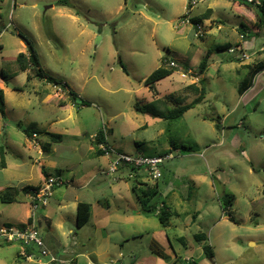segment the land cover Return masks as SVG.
<instances>
[{"label": "rangeland", "instance_id": "1", "mask_svg": "<svg viewBox=\"0 0 264 264\" xmlns=\"http://www.w3.org/2000/svg\"><path fill=\"white\" fill-rule=\"evenodd\" d=\"M56 2L0 0L3 158L27 162L24 169L30 183L39 179L38 168L48 160L44 159L47 154L39 157L23 146L28 152L22 160L5 144L6 138L22 143L25 136L16 124L25 127L28 121L30 128L44 126L40 128L65 136L54 150L57 170L65 178L74 170L66 165L67 160H76L69 148L74 144L70 134L77 131L78 140L87 143L103 130L109 146L134 156L163 155L172 143L173 158L160 165L161 193L170 183L177 189L184 182L190 187L191 199L196 197L199 203L207 186L194 188L188 174L196 172L211 179V172L216 189L233 196L231 210L236 223L221 220L210 234L211 239L221 234L223 243H216L213 250L216 258L210 262L203 252L199 257L198 252L191 253L195 264H264V70L247 91L241 96L237 93L248 72L240 63L253 64L264 46V25L257 27L256 8L238 0H196L191 8L190 0H69L72 7H60ZM211 12L213 20L208 22ZM192 17L205 18L199 24V37L190 22ZM255 31L260 32L258 36L250 34ZM18 34L33 44L41 71L77 95L67 108L54 104L42 108L39 95L55 94L53 85L45 81L35 78L23 87L24 78L15 61L23 43ZM239 43L244 50L235 47ZM227 44L234 49L232 53L228 48L216 50ZM208 51L207 68L201 73L198 65ZM171 61L175 67L170 76L144 85L152 71L169 68ZM201 80L204 99L180 118H163L168 111L193 102L200 94ZM70 112L71 120L67 118ZM50 119L61 122L48 127ZM47 171L56 177L53 169ZM26 209L24 201L14 205L0 202V226L3 221L24 220ZM40 213L44 214L37 211L36 220ZM202 215L193 231L208 235L206 225L217 214ZM39 220L37 228L43 239L47 229L43 219ZM229 239L231 243L224 244ZM19 251L17 244L0 246V264H24L17 258ZM78 264H84L83 260L78 259Z\"/></svg>", "mask_w": 264, "mask_h": 264}, {"label": "crops", "instance_id": "2", "mask_svg": "<svg viewBox=\"0 0 264 264\" xmlns=\"http://www.w3.org/2000/svg\"><path fill=\"white\" fill-rule=\"evenodd\" d=\"M207 10L211 9L207 8ZM202 18L203 20L205 19L204 17ZM212 20L211 12L210 19L207 21L210 22ZM20 45L19 51L25 54L26 47L24 43H20ZM237 45L235 46L237 49L238 47L242 50L245 49L241 46V43ZM256 56L257 58L253 64L264 62V46L259 48ZM240 65L247 66V64L242 63ZM20 72L24 78V80L22 79L23 87H26L27 84L35 79L31 77L27 81V75L31 76L29 70H20ZM2 77L5 79L3 73ZM42 81L44 82L45 80H40V82ZM46 83L48 85L51 84ZM0 85H3L2 82H0ZM60 87L62 86L53 85L54 95H39V103L43 106L42 108L53 104L58 108H67V103L72 101L68 96V91L70 90L66 85L64 91ZM34 93L36 94L37 92ZM2 94H4L3 91ZM59 101L63 104L59 105ZM4 103L3 105H5ZM69 110H73L72 107ZM1 116H5L4 110H2ZM71 116L70 112L67 118L71 120ZM57 122H61V119H50L48 127H54ZM29 124L28 121L25 127L20 125L22 128H28L33 131L31 135L26 136L21 131L25 136L22 143H16L13 139L6 138L7 149L13 152L14 155L21 156L22 160L25 158V152H28L26 148L35 151L39 157L47 154L44 159L48 160L41 162L42 168H38L39 179L35 183H30L31 179L25 175L24 169L27 162H8L3 158L4 152L0 148V195L7 188L36 187L46 177H52L51 173L47 171L48 168L55 171V178L60 179L63 184L54 189L47 206L41 209L44 214L40 213L39 219H43L47 229V234L43 237L46 247L62 259V262L58 264H78V259H82L84 264H109L111 262L116 264H175L178 261H184L185 264H195L191 253L198 252L199 257L201 256L200 252L203 251L202 243L197 242L194 236L204 232H194L193 230L194 226L198 229V224H200L198 218L201 217L202 213V216L205 217L210 216L212 212L217 214L210 224L206 225V227L208 226L207 243L212 248V251H215L216 243L222 242L220 233H216L212 239L210 234L213 233L214 228L221 220H228L221 210L220 202L221 195L226 192L216 189V179L211 172H209L211 179H208L204 174L196 172L188 174V180L194 188L198 189L201 185L207 186V192L200 195L199 203L198 198L194 197L191 199L190 187L184 182L181 188L177 189L171 188L170 183L165 189L163 188L161 193L158 186L159 180H150L144 174L137 175L134 179L126 178L125 174L117 176L106 174L110 159L101 153L100 155L98 154L99 151L93 137L89 138L87 143H81L77 138L79 135V131H77V133L70 134L74 144L69 148L74 153L76 160L72 163L67 160L66 165L69 170L70 168L74 170L68 173V178H65L61 171L57 170L58 163L54 155L55 145L60 144L65 136L61 135V142L51 144L48 151H43L41 144L46 142L47 138L40 132L56 134L57 130L40 128L44 126H38L40 129L36 127L30 128ZM33 134L36 135L34 139L32 138ZM105 143L107 144L106 134ZM171 148L173 149L175 146L171 144L170 148H166L162 153H170ZM52 157L54 159H51ZM1 159L3 160L1 161ZM30 161L32 160L29 157ZM1 162H3V165H1ZM172 176L174 175L172 174ZM136 180L149 186L155 185L159 192V206L164 205L170 213L175 214L169 218L166 226L161 225L157 211L147 212L142 210L139 200L132 191V184ZM195 195L197 196V194ZM20 201H24V205L27 208L24 220L19 219L16 222L3 221L1 222L2 225L12 224L24 227L29 224L28 194L19 193L14 196V202L12 203L0 202L14 205ZM78 203L89 204L91 210L89 221L75 232L73 228H77L76 208ZM57 214L59 215L57 216ZM39 219H35L37 227H40ZM69 235L71 236L70 239ZM229 240L230 242L225 240L224 244L229 245L231 239ZM250 243L252 246L255 245V242ZM213 255V259H215L216 254L214 252ZM17 258L24 264H34L32 261L24 260L21 256Z\"/></svg>", "mask_w": 264, "mask_h": 264}, {"label": "trees", "instance_id": "3", "mask_svg": "<svg viewBox=\"0 0 264 264\" xmlns=\"http://www.w3.org/2000/svg\"><path fill=\"white\" fill-rule=\"evenodd\" d=\"M239 1V0H238ZM241 3L243 1H240ZM246 3V2H243ZM57 6L60 7H72L69 0H58L56 2ZM249 4V3H247ZM256 8V20H257V27H261L264 25V0H260L258 4H249ZM188 8H191L190 3L188 4ZM77 13V12H76ZM203 18L198 17H192L190 19V22L194 27L199 25L202 22ZM241 28L243 27V24L240 25ZM245 30V29H244ZM243 30V32H244ZM260 32H253L250 33L254 36H258ZM19 38L22 40L26 47V53H18L15 57V61L18 65L19 70L26 71L29 70L31 72V76L27 75V81L30 80L31 77L39 79V80H45L48 83H51L53 85L62 86L65 87L64 84H61L60 82L55 81L54 79L47 77L39 68V60L37 52L33 46V44L22 36L21 34H18ZM229 49V45H218L216 47V50L223 51L225 49ZM211 52L208 51L205 56L201 59L199 62V71L203 73L207 68V62L208 57L210 56ZM119 64L121 65V62L119 61ZM122 66V65H121ZM123 67V66H122ZM248 68L247 76L241 81L239 84V87L237 89V93L239 96H241L245 91H247L255 78V76L264 70V62H258L256 64H251L246 66ZM173 67H159L152 71L144 80V85L151 86L155 82L166 78L171 75ZM124 69V67H123ZM125 70V69H124ZM203 81L201 80V84ZM205 89L202 84L201 91L199 96L191 103L172 109L167 112V114L163 115V118L165 119H177L180 118L186 111L190 110L197 102H200L204 99ZM68 96L74 102L78 97L75 93L68 91ZM59 105H62V102H58ZM137 111H143V108H140L138 106H135ZM0 113H2V110L0 109ZM16 127L20 129L26 136H30L33 131H31L28 128H22L19 123L16 124ZM44 137L47 138V141L41 144V149L43 151H48L51 144L59 143L62 140V136L60 134H53L48 132H40ZM94 141L96 145L99 144H105V135L103 130H99L94 137ZM172 144V143H171ZM174 144H172L173 146ZM100 151L98 154L100 155ZM162 155V154H160ZM3 159H1L2 161ZM1 165H3V162H1ZM44 174H46L43 171ZM36 187H30V186H23L21 188H7L3 193L0 195V201L3 203H12L14 202V196L18 195L19 193L28 194L31 190H34ZM132 191L134 195L137 197L141 204V208L144 211L147 212H153L158 210V218L162 226L167 225V221L170 217L175 215L174 213H170L168 209L162 205L161 208H158L159 204V192L157 190V187L155 185L149 186L145 183L137 182V180L132 184ZM233 197L231 194L223 193L220 198L221 202V210L224 212V214L227 216L228 220L236 223V220L234 219L231 211ZM90 205L87 203H78L76 208V226L77 228L83 227L90 218ZM195 240L199 243H202V251L206 259H208L210 262H213V251L212 248L207 243V235L204 233L195 234L194 236ZM10 245V244H6ZM0 246H3L0 244Z\"/></svg>", "mask_w": 264, "mask_h": 264}, {"label": "built area", "instance_id": "4", "mask_svg": "<svg viewBox=\"0 0 264 264\" xmlns=\"http://www.w3.org/2000/svg\"><path fill=\"white\" fill-rule=\"evenodd\" d=\"M196 0H190V5L195 4ZM249 4H256L255 0H239ZM9 26V25H8ZM195 36H201L199 25L196 26ZM242 37V36H241ZM234 49H229L232 53ZM243 58L246 56L243 54ZM170 67H175V63L169 62ZM181 77H185L181 74ZM36 137L33 134L32 138ZM95 135L93 136V138ZM98 151L102 155L110 159L106 174L110 176H117L125 174L126 178L134 179L137 175H146L150 180L157 181L162 177L160 165L173 158L171 153L155 157L134 156L124 154L116 151L108 144L97 145ZM62 181L55 177H46L42 183L34 190L28 193L29 197V219L27 226L19 227L12 224H4L0 226V244H17L21 250L19 255L26 261H32L35 264H58L62 259L52 251H50L43 239L40 237L37 225L35 223V216L37 211L47 206L50 197L56 187L62 185ZM160 205L158 208H161ZM158 213V210H157ZM188 261V260H187ZM109 264H116L111 262Z\"/></svg>", "mask_w": 264, "mask_h": 264}, {"label": "water", "instance_id": "5", "mask_svg": "<svg viewBox=\"0 0 264 264\" xmlns=\"http://www.w3.org/2000/svg\"><path fill=\"white\" fill-rule=\"evenodd\" d=\"M78 102H79V103H81V101H80V100H79Z\"/></svg>", "mask_w": 264, "mask_h": 264}]
</instances>
